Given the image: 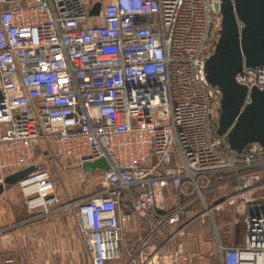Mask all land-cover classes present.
Returning a JSON list of instances; mask_svg holds the SVG:
<instances>
[{"label":"built area","instance_id":"built-area-1","mask_svg":"<svg viewBox=\"0 0 264 264\" xmlns=\"http://www.w3.org/2000/svg\"><path fill=\"white\" fill-rule=\"evenodd\" d=\"M222 22V0H0V183L35 166L18 182L25 215L0 234L70 212L92 264H193L175 245L185 210L200 202L191 221H205L229 204L237 242L216 228L208 259L264 264V146L238 154L216 133L206 62ZM237 81L264 89V65ZM100 158L109 169H84ZM63 171L94 189L75 197ZM133 214L150 228L130 241Z\"/></svg>","mask_w":264,"mask_h":264},{"label":"water","instance_id":"water-1","mask_svg":"<svg viewBox=\"0 0 264 264\" xmlns=\"http://www.w3.org/2000/svg\"><path fill=\"white\" fill-rule=\"evenodd\" d=\"M100 8L101 3H96L90 14L97 15ZM222 14L220 38L206 62V73L208 81L222 91L216 133L231 151L243 154L252 143L264 146V89L237 81L244 69L264 65V0H222ZM83 167L93 172L109 169V164L100 158ZM34 169L29 166L8 175L0 183V195ZM256 204L264 206V197Z\"/></svg>","mask_w":264,"mask_h":264},{"label":"crops","instance_id":"crops-1","mask_svg":"<svg viewBox=\"0 0 264 264\" xmlns=\"http://www.w3.org/2000/svg\"><path fill=\"white\" fill-rule=\"evenodd\" d=\"M14 187V185L9 186L0 195V229L20 219L26 213L24 203L13 198ZM58 192L65 191L58 188ZM221 192L222 195L227 193L228 188L222 187L217 190V194ZM263 193L264 191H261L256 196L260 197ZM208 196L209 201L212 202L214 195ZM28 235L34 236L31 244L26 241ZM130 235L131 233H128L127 239L135 241L143 234L139 233L136 238L134 236L130 238ZM226 236V239L224 238L226 242L230 244L237 242L235 233L229 232ZM85 250V243L77 230L76 219L70 212H63L0 234V264H82L81 258ZM49 254L57 257L52 260L48 257ZM195 262L197 261H193V264H198Z\"/></svg>","mask_w":264,"mask_h":264},{"label":"rangeland","instance_id":"rangeland-1","mask_svg":"<svg viewBox=\"0 0 264 264\" xmlns=\"http://www.w3.org/2000/svg\"><path fill=\"white\" fill-rule=\"evenodd\" d=\"M226 146H228L227 142ZM52 174L56 176L58 172L56 167L51 165L50 167ZM64 181L66 182L68 189L71 194L74 193L75 197H80L84 193L88 191H92L94 189V184L91 182H79L74 177V173L71 171L66 175L63 171ZM58 188L63 190V182L60 176L56 179ZM14 195L13 198L18 200L19 202L24 203V197L21 193V189L19 183L14 184ZM62 188V189H61ZM63 192V191H62ZM219 204V201H214L209 204V206L215 207ZM201 213L200 210V202L195 201L191 204L184 212L182 225H186L184 229V235L179 239H176L175 245L179 242H182L185 249L192 251L195 253V258L193 261H197L195 263L198 264H215L213 260L208 259V253L211 250H214L217 245V229L222 234L223 239H226V235L235 233V220L237 219V212L235 211L234 205L223 204V206H219L218 208H214L211 215L207 216L205 221L196 220L191 221L195 217H197ZM150 228V221L145 220L137 216L136 214L132 215V218L125 222L126 236L128 237V233H131L130 238L133 236H139V233L144 234L146 230ZM48 257L50 259H55L57 256L54 254H49ZM58 260V259H57ZM82 264H92V261L87 253L84 251V255L81 258ZM109 264H119L118 261Z\"/></svg>","mask_w":264,"mask_h":264}]
</instances>
